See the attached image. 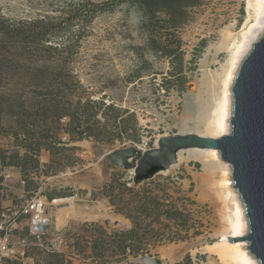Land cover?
I'll return each instance as SVG.
<instances>
[{"label":"rangeland","instance_id":"374dc122","mask_svg":"<svg viewBox=\"0 0 264 264\" xmlns=\"http://www.w3.org/2000/svg\"><path fill=\"white\" fill-rule=\"evenodd\" d=\"M168 2L173 13L151 14L130 0H0V222L37 195L50 218L46 243L16 264H225L209 246L231 237V205L209 149L142 182L103 156L205 134L254 17L252 0ZM257 24L243 56L264 14Z\"/></svg>","mask_w":264,"mask_h":264},{"label":"water","instance_id":"95a60500","mask_svg":"<svg viewBox=\"0 0 264 264\" xmlns=\"http://www.w3.org/2000/svg\"><path fill=\"white\" fill-rule=\"evenodd\" d=\"M231 132L220 138L196 133H177L160 137L158 146L148 150H107V160L127 169L136 170L139 182L154 177L160 171L178 163V153L184 149H218L221 157L231 163L233 187L240 193L245 206L249 233L226 240L247 241L249 254L264 264V33L252 45L231 88ZM140 153L136 163L130 159ZM147 264H159L153 257Z\"/></svg>","mask_w":264,"mask_h":264},{"label":"bare ground","instance_id":"6f19581e","mask_svg":"<svg viewBox=\"0 0 264 264\" xmlns=\"http://www.w3.org/2000/svg\"><path fill=\"white\" fill-rule=\"evenodd\" d=\"M252 4L254 8V17L244 27V32L242 33L241 37L238 40L236 39L234 42L233 52L229 60V65L221 79V94L219 103L217 104V107H215L212 119H210L209 121L207 132L205 134L196 133L198 135L204 137L220 138L231 132L232 126L229 122V119L232 117L231 88L234 84L236 73L239 69L240 63L243 60V57L247 55V53L244 56L243 54L247 50L249 51V47L247 45L248 33L250 32L251 28L258 23L260 16L264 14V0H252ZM246 47H248V49ZM190 132V129H186L183 130L181 134ZM208 152L210 157L218 159L219 162V180L216 181V183L220 188H222V193L220 192L221 195L219 196L221 198L220 200H223L222 202H224L226 208L231 205L230 217L226 218V216H224V229L225 231H229L232 238L243 237L249 233V224L247 215L245 214V206L242 202V198L240 197V193L237 191V188L233 187V185H235L232 178V172L234 169L232 168L231 163L224 161V159L222 161L219 160L220 153L218 149H209ZM181 155L182 152H179V161H182ZM176 165L177 164L172 165L169 169H173ZM92 213L93 215L88 211L85 213L84 217L86 219H90L96 216L95 212ZM79 214L80 213L77 211L76 215L78 217ZM223 237L224 239L220 243L209 246V250H211L212 253L216 254L223 263L260 264L259 260L257 258H254L253 255H250L249 250L244 248L246 246H249L248 242L244 241L230 243L226 240V234H224Z\"/></svg>","mask_w":264,"mask_h":264},{"label":"built area","instance_id":"2783aa9c","mask_svg":"<svg viewBox=\"0 0 264 264\" xmlns=\"http://www.w3.org/2000/svg\"><path fill=\"white\" fill-rule=\"evenodd\" d=\"M21 208L13 218H8L9 212H12L11 207L6 208L3 213V220L0 222V264L23 261L34 246H43L50 235L47 201L41 195L27 201ZM27 213L31 215V219L20 222L19 217ZM16 230L24 234L16 237Z\"/></svg>","mask_w":264,"mask_h":264},{"label":"trees","instance_id":"16d2710c","mask_svg":"<svg viewBox=\"0 0 264 264\" xmlns=\"http://www.w3.org/2000/svg\"><path fill=\"white\" fill-rule=\"evenodd\" d=\"M130 1L133 2V3L139 4L141 7H144L145 8V11L146 12H149L151 14L156 13L157 10H164L168 14L169 13H173L172 12V9H173V6L174 5H173V3H169L168 0H130ZM190 5L191 4L185 5V7L186 6H190ZM175 8H177V7H175ZM182 8H184V7H179V8H177V10H182ZM62 115L69 116V117H72L74 119L76 113H73V112H69V113H66V114L63 113V114L59 115V118ZM0 158L3 160L4 164H7L8 163L6 161V158L3 155V152L2 151H0ZM126 238L127 237L124 236V239H126ZM123 248L125 249V247H123Z\"/></svg>","mask_w":264,"mask_h":264}]
</instances>
